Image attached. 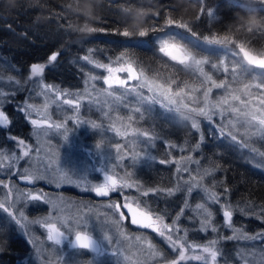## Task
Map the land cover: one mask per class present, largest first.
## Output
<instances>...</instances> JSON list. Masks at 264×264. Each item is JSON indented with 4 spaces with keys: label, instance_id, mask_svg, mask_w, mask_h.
Listing matches in <instances>:
<instances>
[{
    "label": "rangeland",
    "instance_id": "1",
    "mask_svg": "<svg viewBox=\"0 0 264 264\" xmlns=\"http://www.w3.org/2000/svg\"><path fill=\"white\" fill-rule=\"evenodd\" d=\"M175 45L194 60L208 61L202 64L205 75H201L193 61L179 64L180 68L194 72L196 82L165 86L124 54L103 60L91 53H81L71 62L72 69L76 70L73 76L64 72L59 81L46 80L45 70L33 76L30 68L33 64L23 78H19L20 67L0 61V110L5 111L8 103L15 110L22 106L24 110L20 112L30 127L29 141L10 135L8 138L15 137V141L11 139L12 148L0 147V180L8 186H0V203L6 207L11 205L9 211L0 209V212L15 225L17 234L29 246L27 253L19 255V264H172L173 260H178L179 253L154 228H141L128 219L123 207H110L126 203L140 213L152 212L153 218L162 216L164 224L181 229L173 239L181 238L186 249L184 255L190 258L181 264H264L261 233H248L234 225V214L231 228L224 226L222 213L225 209L233 213V208L212 188L211 183L219 182L214 179V172L206 168L199 151L206 135L209 145L228 142L242 150L245 158L264 166V125L258 123L259 119H264V109L258 102L262 94L253 87L261 82L259 74L264 70L251 71L252 66L241 53L232 54L231 60L227 53L215 59L197 58L182 45ZM85 56L87 61L83 59ZM222 61L229 69L236 68L237 73L232 76L212 67L221 65ZM40 64L46 69L54 62ZM98 64L107 67H96ZM129 66L139 77L129 81L135 91L116 84L109 87L105 83L110 75L113 79L127 80L128 73L116 69ZM241 67L247 70L240 71ZM109 68L113 70L111 73ZM206 76H210L211 81ZM213 83H225L227 88L217 89ZM47 85L52 88L48 89ZM207 88L212 89L209 103L204 99ZM233 96L239 100H233ZM68 100L78 102L79 106L65 103ZM213 105L219 106L214 108ZM200 109L210 114L215 112L212 123L199 115ZM254 115L256 120L252 119ZM32 120L43 121V124L33 125ZM193 122L198 124L197 129L191 127ZM93 124L97 127L92 128ZM19 127L25 130L22 124ZM177 127L189 134L178 144L163 141L166 143L162 149L164 156L156 153V142L165 139L155 137L153 131L158 129L163 135H174ZM145 132L150 140L137 135ZM191 137L194 141L189 143ZM20 140L24 141L23 146L18 144ZM25 151L28 155L18 159ZM161 161L171 166L173 174V186L169 189L172 194L167 190L166 195L168 198L175 193L180 195L177 209L169 218L161 212L163 197L154 196L156 189L144 186L139 180L142 170ZM16 171L31 179L14 176ZM105 175L117 181V190L104 197L97 196L92 189L105 182ZM207 176L212 178L211 183L206 181ZM125 183L133 186L122 187ZM150 189L155 192L144 196ZM29 193L43 196L40 200H30ZM213 195L223 197L220 205L213 203ZM198 204L203 207L198 209ZM181 209L185 211L181 213ZM208 213H211V227L204 231L202 228L207 226L203 221ZM216 215L217 221H214ZM45 223L55 224L65 233L59 245L47 239L49 229L44 227ZM133 226L138 231L133 230ZM213 227L216 231H212ZM78 231L94 237L100 243L99 252L69 247ZM106 234L110 240L105 238ZM212 241L215 244H211ZM204 247L217 251L215 261L203 252ZM197 255L205 259H194Z\"/></svg>",
    "mask_w": 264,
    "mask_h": 264
},
{
    "label": "trees",
    "instance_id": "2",
    "mask_svg": "<svg viewBox=\"0 0 264 264\" xmlns=\"http://www.w3.org/2000/svg\"><path fill=\"white\" fill-rule=\"evenodd\" d=\"M168 19L187 24L200 39L186 29L166 26ZM125 31L128 37L122 35ZM142 31L147 35L140 37ZM204 38H227L234 43L210 45ZM164 40L182 45L197 58L215 59L227 53L231 60L240 52V45L264 55V0H0V61L20 67L19 78L30 65L47 63L50 54L58 52V59L45 69L46 80L59 81L64 72L73 76L74 58L91 53L103 60L124 54L165 86L196 82L193 71L180 68L160 52ZM5 111L10 124L0 127V147L12 148L10 135L29 141L30 127L22 113L9 103ZM174 130V135L153 131L155 137L165 139L156 142V153L164 156L163 141L178 144L189 134L182 128ZM192 137L189 143L194 141ZM205 139L199 150L201 158L219 184L213 185L209 176L206 181L232 206L234 225L248 233L264 234V166L245 158L235 145H209L206 135ZM139 175L144 186L156 189L154 196L163 197L161 212L169 218L180 201L179 193L166 195L173 186L171 166L155 163ZM28 249L15 225L0 212V264H19V255Z\"/></svg>",
    "mask_w": 264,
    "mask_h": 264
},
{
    "label": "snow or ice",
    "instance_id": "3",
    "mask_svg": "<svg viewBox=\"0 0 264 264\" xmlns=\"http://www.w3.org/2000/svg\"><path fill=\"white\" fill-rule=\"evenodd\" d=\"M209 15H211V12L208 13ZM166 26H175L181 29H186L187 32H189L191 34V36L193 38H199L200 37L197 35L196 32H194L187 24L184 23H179L177 24L174 20L172 19H168L166 21ZM123 36L128 37L130 34L129 32L125 31L122 33ZM147 33L146 32H140L139 36L140 37H144L146 36ZM204 42H206L207 44H215V45H221V46H225L229 43H234L231 41H228L227 38L224 39H208V38H204L203 40ZM162 46L160 47V52L164 53L166 56L170 57L171 60L173 61H177L179 64H188L189 61H193L194 64L197 66L198 71L201 73V75H205L204 71H203V67L202 64L208 63L207 60L205 61H200V60H194V58L190 55V54H186L183 53L175 44H169L167 40H164L161 42ZM240 48V52L236 53L237 56L240 55V53H243V58L247 61V63L249 65H251V71H255L256 69H260V70H264V58H257L251 55L250 52L246 51L243 45L239 46ZM60 55V53L57 52H53L50 56H49V63L56 61L58 59V56ZM83 59L85 61L88 60V57L85 56L83 57ZM119 59V58H118ZM96 67H107L106 65H102V64H98L96 65ZM212 67L214 69L219 68L222 72L226 73V74H230L232 76H234L237 73V69L233 68V69H229L226 65L223 64V61L221 62V65H216L213 64ZM45 70V65L44 64H40V63H35L31 66V72L33 76H39L41 73H43ZM247 70L246 67H241L240 71H245ZM113 70L111 68H109V72L111 73ZM116 71H123V72H127L128 73V78L127 80L125 79H120V78H115L113 79L111 77V75L109 77L105 78V83H107L109 85V87H111L113 84L118 85L119 87L125 88L128 91H135L134 88H131L129 86V81L132 80H137L139 79V77L135 74V70L129 66L127 68H119L116 69ZM259 76L262 78L260 83L255 84L253 87H255L261 94H262V98L259 99V105L261 109H264V73L259 74ZM206 79L208 81H211V77L210 76H206ZM15 83H19V81H15ZM48 89H51L52 86L51 85H47L46 86ZM162 87V86H161ZM213 87L217 88V89H222V88H227V85L225 83H220V84H215L213 83ZM246 88L249 86H245ZM167 91V90H165ZM212 89L211 88H207L204 91V99L206 103H209L208 101V97L209 94L211 93ZM233 100H239V97L237 96H233ZM65 103L73 105L74 107H78V102H74L72 100H68L65 101ZM224 103H227V101L225 100ZM245 106H247V102H244ZM165 107H167V105H164ZM219 105H213V107H217ZM28 107H31V105H29ZM17 110L23 112V107L22 106H17ZM135 111L139 112V109H136ZM199 115L201 116H205L207 117V120L209 123H212V119L213 116L215 115V112H212L211 114L207 111H205L204 109H200L199 110ZM253 120L257 119V116L254 115L252 117ZM87 123V121H85ZM31 123L33 125H41L43 124V121H37V120H32ZM258 123L260 125H264V119H259ZM10 124V118L9 115H7L5 113V111L0 110V127H5L7 128L8 125ZM62 125H56V127H61ZM92 128H96L97 125L93 124L91 125ZM191 127L193 129H197L198 128V124L193 122ZM137 135H142L145 139L150 140L151 138L148 136V133H137ZM221 135H224V133H221ZM10 139H12L13 141H15V137H10ZM233 140H235V137H232ZM201 140H203V137L201 136ZM18 144L20 146L24 145V141L20 140L18 142ZM101 145L97 144V147H100ZM117 148H119L120 146L117 144L116 145ZM28 155V152L25 151L23 153V155L21 157H19L18 159H23V157H26ZM161 163H164V161H161ZM10 172L12 171L11 166H9L8 169ZM185 171H187L185 169ZM14 176L20 177L21 179L24 180H30L31 177L25 176L23 175L21 172L16 171L13 173ZM105 182L101 185H98L96 187H94L92 189V191H94L96 193L97 196H107L109 194L110 191H116L117 190V181L112 177V176H105ZM0 186L3 187H8L3 180H0ZM133 185L132 184H123L122 187H127V188H131ZM192 188L190 187L188 189V191L191 193L192 192ZM151 192H155V190L150 189L148 192L143 193L144 196H148ZM169 195H171V190H169L168 192ZM43 194L40 195H31L30 193L28 194V198L30 200H40L42 199ZM223 197L222 196H216L213 195L211 197L212 201L214 204L216 205H220V201ZM11 207V205H8V207L5 206L4 203H0V209H5L7 211H9V208ZM110 207H112L113 209H118L120 207H125V208H131L130 204H124V205H119V204H113ZM203 205H197V208H202ZM185 210L181 209L180 212L183 213ZM11 215L13 216V218L15 219L13 213H11ZM223 215V219H224V226L231 228L232 226V216L233 213L232 211H229L227 209H225L222 213ZM141 216L144 217V219H146L147 221H149L148 223L143 224L144 227L146 228H154V230L156 232H158L159 236L165 238L172 246V248L174 250H176L179 253V258L178 260H173L172 264H181L182 261H185L186 259H190L188 257H186L184 255V252L186 251V249L184 248V244L181 243V238L178 237L177 239H173V235L177 234L181 231V229L179 227H175L173 228V225H167L163 223V217L157 215L155 217V219H153V214L152 212H143L141 213ZM22 217V214H21ZM123 217V213H121V218ZM211 213H208V216L205 218V220L203 221V224L206 225L207 227L202 228V230L206 231L208 227H211ZM180 217L177 216V219H179ZM133 224H141L142 221L136 218L135 212H133V217H132V221ZM175 223V222H174ZM44 227H46L47 229H49V235L47 237V239L49 241L54 242L55 244L59 245L62 241V239L65 236L64 232H61L60 229H58L56 227L55 224H48L45 223ZM86 227V225H85ZM212 231H216V229L213 227ZM261 235V239L264 240V234H260ZM106 239H111L107 234L105 235ZM226 239H234V237H227ZM245 239H248L247 237ZM251 239L255 240L256 237H251ZM211 244H215V241L210 242ZM74 244L82 247V248H90L93 246V240L91 235H85L82 234L80 232H77L75 235V241ZM191 247V246H190ZM203 252L208 253L211 256V259L213 261H215L217 259L218 253L217 251H215L214 249L210 248V247H204L203 248ZM194 259L196 260H201V259H205L202 256L197 255L196 257H194Z\"/></svg>",
    "mask_w": 264,
    "mask_h": 264
},
{
    "label": "water",
    "instance_id": "4",
    "mask_svg": "<svg viewBox=\"0 0 264 264\" xmlns=\"http://www.w3.org/2000/svg\"><path fill=\"white\" fill-rule=\"evenodd\" d=\"M245 50L248 51V52H250L251 55L254 56V57H257V58H264V56H259L258 54L254 53V52H251L250 50H248V49H246V48H245ZM239 51H240V49H239ZM241 55H242V58H243V53H241ZM243 59H244V58H243ZM244 60H245V59H244ZM245 61H246V60H245ZM105 176H109V175H105ZM123 209H124V211L126 212V215L128 216V219H129L130 221H132L133 212H135L136 218L142 221L141 224H138L141 228L144 227L143 224L149 222V221H147L146 219H144V217L141 216V213H142V212L140 213V212L136 211V210H135L134 208H132V207H131V208H125V207H123ZM153 219H155V218H153ZM78 232H80V233H82V234H85V235H89V234H86V233L81 232V231H78ZM75 235H76V234H75ZM75 235H74V237L71 239V241H70V243H69V247H71V248H78V247H79V246H77V245L74 244V241H75ZM91 237H92V236H91ZM92 240H93V246L90 247V249L93 250V251H95V252H99V249H100V243L97 242L96 239H95L94 237H92ZM86 249H88V248H86Z\"/></svg>",
    "mask_w": 264,
    "mask_h": 264
},
{
    "label": "flooded vegetation",
    "instance_id": "5",
    "mask_svg": "<svg viewBox=\"0 0 264 264\" xmlns=\"http://www.w3.org/2000/svg\"><path fill=\"white\" fill-rule=\"evenodd\" d=\"M31 68V67H30ZM20 100H17V102H19Z\"/></svg>",
    "mask_w": 264,
    "mask_h": 264
}]
</instances>
